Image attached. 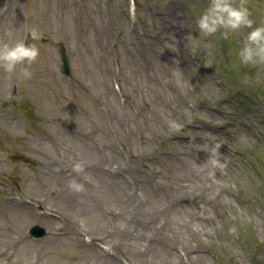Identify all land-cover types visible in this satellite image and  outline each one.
<instances>
[{
  "label": "rangeland",
  "instance_id": "rangeland-1",
  "mask_svg": "<svg viewBox=\"0 0 264 264\" xmlns=\"http://www.w3.org/2000/svg\"><path fill=\"white\" fill-rule=\"evenodd\" d=\"M208 3L0 0V40L41 36L30 79L0 71V264H264V66L247 30L192 54ZM211 143L225 168L200 166Z\"/></svg>",
  "mask_w": 264,
  "mask_h": 264
},
{
  "label": "clouds",
  "instance_id": "clouds-1",
  "mask_svg": "<svg viewBox=\"0 0 264 264\" xmlns=\"http://www.w3.org/2000/svg\"><path fill=\"white\" fill-rule=\"evenodd\" d=\"M134 8V2H133ZM196 33H189L186 39L193 55H197L201 47L205 48L203 38L214 37L218 34L227 39L232 35H238L241 30H247L242 47L238 52L239 61L243 65L264 66V24L257 25L252 18V13L245 0L236 3L235 0H209L208 6L201 11L195 19ZM9 40L11 32L6 33ZM33 43H26L23 39L14 42L0 40V71L7 74L16 73L20 66H25L23 77L31 78L30 66L40 57L41 49L38 42L41 39L37 28L30 30ZM210 54V53H209ZM179 128L180 125H174ZM221 145L218 143L198 144L197 148L207 154V160L201 167L211 166L213 169H223L227 165L219 159ZM73 171L77 174L84 171L81 163L73 165ZM70 191L81 193L85 191L84 185L72 180L68 184Z\"/></svg>",
  "mask_w": 264,
  "mask_h": 264
},
{
  "label": "water",
  "instance_id": "water-1",
  "mask_svg": "<svg viewBox=\"0 0 264 264\" xmlns=\"http://www.w3.org/2000/svg\"><path fill=\"white\" fill-rule=\"evenodd\" d=\"M61 54H62V59H63V63H64L61 70L65 75H69L70 74V67H69L67 55H66L65 50L63 48L61 50ZM31 232H32V234H34L36 236H43L45 234V230L39 226H35L31 230Z\"/></svg>",
  "mask_w": 264,
  "mask_h": 264
},
{
  "label": "bare ground",
  "instance_id": "bare-ground-1",
  "mask_svg": "<svg viewBox=\"0 0 264 264\" xmlns=\"http://www.w3.org/2000/svg\"><path fill=\"white\" fill-rule=\"evenodd\" d=\"M186 188L187 187H185V185H183L182 189H186ZM130 229H131V225H128L127 226V230L125 229L127 231V233L125 234L126 236L129 235V234L132 235V236H135V235L137 236L138 235L137 236V238H138L139 236L142 235V233L144 231V229H143V230H140L139 233L134 234ZM114 264H116V263H114Z\"/></svg>",
  "mask_w": 264,
  "mask_h": 264
}]
</instances>
